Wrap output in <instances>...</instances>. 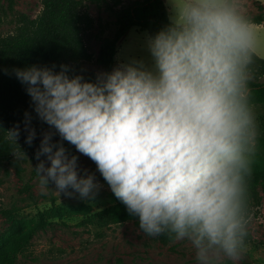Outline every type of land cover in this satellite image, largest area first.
<instances>
[{"label": "clouds", "instance_id": "obj_1", "mask_svg": "<svg viewBox=\"0 0 264 264\" xmlns=\"http://www.w3.org/2000/svg\"><path fill=\"white\" fill-rule=\"evenodd\" d=\"M164 2L168 23L145 37L147 62L129 56L94 80L63 64L13 70L54 130L42 133L33 170L58 195L90 198L101 186L81 174L66 142L95 164L144 235L190 242L195 264H235L246 251L257 150L248 68L259 38L234 0ZM23 123L31 146L29 113ZM5 133L17 145L20 126Z\"/></svg>", "mask_w": 264, "mask_h": 264}, {"label": "rangeland", "instance_id": "obj_2", "mask_svg": "<svg viewBox=\"0 0 264 264\" xmlns=\"http://www.w3.org/2000/svg\"><path fill=\"white\" fill-rule=\"evenodd\" d=\"M85 3L94 18V28L86 40L95 58L99 37L112 36L115 18L103 6L89 0ZM235 4L244 17L264 15V0H237ZM42 8V0H0V37L14 33L18 14L35 19ZM252 25L259 38L255 53L264 58V22ZM147 36L145 31L130 28L119 43L116 62L129 56L144 58L147 62L144 48ZM84 68L105 72L95 60L85 63ZM261 80L264 81V77ZM252 110L258 130L252 165L264 166V105H256ZM21 152L25 157L19 151L10 161L0 163V264H6L2 255L14 243L21 244L14 264H195L190 242L164 239L161 235L148 237L139 231L137 220L103 225L89 222V215L121 202L87 157L75 153L81 174L86 169L101 187L90 198L82 199L78 194L58 195L52 183L48 184V189L42 187L33 170L39 162L35 153ZM247 233L246 251L235 264H264V200L248 212ZM27 234L30 237L24 242ZM222 264L233 262L223 261Z\"/></svg>", "mask_w": 264, "mask_h": 264}, {"label": "trees", "instance_id": "obj_3", "mask_svg": "<svg viewBox=\"0 0 264 264\" xmlns=\"http://www.w3.org/2000/svg\"><path fill=\"white\" fill-rule=\"evenodd\" d=\"M98 6H103L115 18V30L111 37H99V51L94 53L89 42L90 32L94 28V18L88 11L85 0H42V11L35 19L20 13L17 16V27L14 33L0 37V163L10 161L19 151L35 153L39 147L42 133L54 131L37 119L33 111L30 97L26 94L25 85L15 77L14 69L30 66L53 68L59 71L60 65H68L70 75H82L85 80H94L97 74L86 71L84 64L95 60L110 72L117 64L115 55L119 43L124 39L130 28L145 31L147 35L154 34L167 23V7L163 0H89ZM260 4V3H259ZM260 4V8L263 9ZM251 24L264 22V15L258 13L245 17ZM2 18L0 16V26ZM248 71L251 79L248 81L249 106L264 105V58L256 53ZM25 113L31 115V127L36 131V139L32 145L25 143L24 129ZM19 125L21 134L17 145L7 138V132ZM59 139L53 137V142ZM68 153L75 155L73 146L62 142ZM251 176L247 179L248 200L247 212L257 207L264 200V166L251 165ZM30 188V185H27ZM92 224H118L129 220H137L126 211L123 204L106 207L88 216ZM164 239H172L162 234ZM30 235H24L27 242ZM21 244H12L2 255L6 264H14Z\"/></svg>", "mask_w": 264, "mask_h": 264}, {"label": "crops", "instance_id": "obj_4", "mask_svg": "<svg viewBox=\"0 0 264 264\" xmlns=\"http://www.w3.org/2000/svg\"><path fill=\"white\" fill-rule=\"evenodd\" d=\"M234 2H237V0H234ZM262 4V3H261Z\"/></svg>", "mask_w": 264, "mask_h": 264}]
</instances>
